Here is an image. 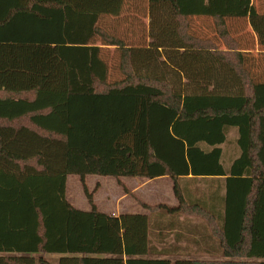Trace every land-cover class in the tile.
Here are the masks:
<instances>
[{
  "label": "trees",
  "instance_id": "trees-1",
  "mask_svg": "<svg viewBox=\"0 0 264 264\" xmlns=\"http://www.w3.org/2000/svg\"><path fill=\"white\" fill-rule=\"evenodd\" d=\"M130 1L0 0V264H264V80L228 26L247 21L264 52V12L253 0H149V43L133 46L99 27ZM202 17L226 50L192 33ZM106 46L120 51L121 80ZM231 130L239 155L226 166ZM70 176L89 211L69 202ZM90 176L168 178L178 204L101 212ZM183 216L203 220L190 233L220 259L154 243L186 237Z\"/></svg>",
  "mask_w": 264,
  "mask_h": 264
},
{
  "label": "rangeland",
  "instance_id": "rangeland-1",
  "mask_svg": "<svg viewBox=\"0 0 264 264\" xmlns=\"http://www.w3.org/2000/svg\"><path fill=\"white\" fill-rule=\"evenodd\" d=\"M130 1V0H129ZM125 11L120 17L103 16L99 21V27L111 36L122 39L127 45L139 46L149 43V0H131ZM253 4L259 12H264V0H253ZM192 33L205 40L215 43L220 50H226V46L219 38L217 30L212 19L196 18L191 19ZM230 34L241 48L247 49L248 59L253 74L261 76L264 80V52H262L249 23L245 20H228ZM95 43L102 44V40L97 38ZM104 48V58L110 66V81L115 82L123 79L119 69L120 51L116 47L106 46ZM263 77V78H262ZM238 133L231 130L228 136V142L224 145V163L228 166L239 155V149L236 144ZM133 179V178H132ZM130 178H112L107 176H90L84 181L88 192L93 195V202L98 210L111 215H121L123 213H133L142 211L137 204L138 200H144L150 204L165 203L169 206L177 205L178 202L174 196L172 183L169 179L155 180L150 184V188H142L143 185L135 184ZM136 179V178H135ZM145 182V180H144ZM134 183V184H133ZM144 187V186H143ZM194 191L195 186L189 185ZM140 190L139 191L137 190ZM132 190L135 192L131 193ZM129 196H125L124 194ZM67 198L69 202L77 209L89 211L90 205L87 196L84 193V186L77 176H70L67 183ZM46 259L53 264L61 255L47 254ZM196 259V258H195ZM216 257H205L201 260H218Z\"/></svg>",
  "mask_w": 264,
  "mask_h": 264
},
{
  "label": "crops",
  "instance_id": "crops-1",
  "mask_svg": "<svg viewBox=\"0 0 264 264\" xmlns=\"http://www.w3.org/2000/svg\"><path fill=\"white\" fill-rule=\"evenodd\" d=\"M160 179H166V178H160ZM132 180L134 182H136L135 184L143 185L144 187L142 186V188H146V189L147 188H150V184L153 181H155V180L149 181V180H145V179H142V178H136V179L133 178ZM144 180H145V182H144ZM156 180H159V179H156ZM186 182H187L186 180H181L179 183H181V185L184 186V184H186ZM171 183H172V181H171ZM190 185L191 186H195L194 184H190ZM198 185H199V183L196 184L195 187H197ZM172 189H173V183H172ZM130 191H131L132 194L135 193L132 190H130ZM137 191H139V193H140V190L139 189ZM124 195L126 197L129 196L126 193ZM141 201L144 202V203H147L149 205L165 204V203L150 204V203H148V202H146V201H144L142 199H141ZM137 204H138V202H137ZM175 206H177V205L170 206V207H175ZM134 213H145V212L142 210L140 212H133V214ZM114 216H120V214L119 215H114ZM176 222L178 224L183 225V228L185 229L184 231L186 232V237H182L180 240H177V239L174 238V236H173V234L171 232V237H168V236L165 237V238L157 237L154 240V243L157 246L164 247V248H169V249L170 248H174V249H171V250H178L179 253H180L179 255L181 257H186V258H191V259H195V258L196 259H202V258H205L206 256L207 257H213V256H215L214 254L211 253L210 249L207 247L206 240H203L202 237H200L198 234H191L190 233V230L192 229V226L203 225L204 224L203 220L198 219V218H194V217H184L183 216L181 218H178L176 220ZM177 232H180V231H177ZM163 257L168 258L170 256H163Z\"/></svg>",
  "mask_w": 264,
  "mask_h": 264
}]
</instances>
